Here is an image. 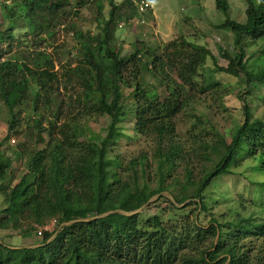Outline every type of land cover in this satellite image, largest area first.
I'll return each instance as SVG.
<instances>
[{"label":"trees","instance_id":"trees-1","mask_svg":"<svg viewBox=\"0 0 264 264\" xmlns=\"http://www.w3.org/2000/svg\"><path fill=\"white\" fill-rule=\"evenodd\" d=\"M140 1L122 0L117 5L108 0V15L97 16L100 23L95 33L69 24L78 57L63 76L77 83L81 89L77 98L94 114L108 117L107 133L101 139L90 135L82 141L84 129L73 122L71 135L52 143L53 129L64 113V101L52 87L59 80L54 60L40 50L7 58L0 54V103L7 114V133L0 141V193L5 199L0 230H21L26 225L23 233L38 234L50 219L56 222L51 231L41 228L40 241L30 245H9L0 237V264H264V119L253 116L243 97V93L253 97L258 87H264V43L254 60L246 50L249 42L264 41V0H243V21L231 18L228 0H214L222 15L214 28L228 31L232 37L231 47L217 48L219 56L227 60L226 67L216 65L215 69L242 80L244 91H239L238 98L243 122L228 138L218 133L212 144H203L208 155L205 151V161L195 175L176 139L175 117L194 109L196 92H214L222 85L210 76L200 81L198 70L212 54L205 45L188 41L182 32L162 48L137 42L130 53L119 51L115 44L119 21L127 22L151 10H138ZM90 2L77 0L76 4L83 8ZM67 5L68 0H5L1 9L7 24L2 28L0 22V44L21 34L15 14L24 22V32L33 41L43 42L40 37L53 34ZM96 7L101 13L103 6L97 3ZM124 88L130 89L128 96ZM128 98L130 107L125 105ZM127 112L133 113L136 135L156 140V186L150 185L140 161L131 160L124 167L112 154L117 139L125 136L121 123ZM13 134L23 135L13 151L15 158L26 153L27 136L33 135L35 142L27 151V170L6 187L1 183L14 160L2 147ZM180 160L182 178L176 171ZM245 165L248 169L243 172L263 178L256 181L252 174L239 173L256 186L257 203H250L254 210L248 211L251 207L236 199L233 202L238 208L229 206L219 217L210 215L209 229L201 225L200 213L209 209L208 189L216 185L218 176L235 175L233 170ZM122 194L130 204L126 211L132 213L114 221L101 219L118 209ZM153 196H157L154 204L168 203L161 209L170 214L168 221L158 214L142 220L139 212H133L140 198ZM191 205L199 213L190 218L185 210ZM255 241H260L259 246Z\"/></svg>","mask_w":264,"mask_h":264},{"label":"rangeland","instance_id":"rangeland-1","mask_svg":"<svg viewBox=\"0 0 264 264\" xmlns=\"http://www.w3.org/2000/svg\"><path fill=\"white\" fill-rule=\"evenodd\" d=\"M4 1L0 0V22L2 28L7 24V20L2 16L1 9V3ZM121 1L114 0L117 5ZM228 1L231 7V18L243 21V0ZM6 3H9V1ZM76 3L77 0H68L65 13L63 18H61L62 22L55 25L51 36L44 35L40 37L44 39L43 42L33 41L32 35L24 32L26 31L23 29L25 27L24 22L15 14V23L18 26L17 28L21 29V34L15 33L14 39H9L6 43L0 44V54L5 58L17 52L30 54L33 51L40 50L50 54L54 60V71L57 72L59 80L55 81L52 87H54L53 90H56L54 92L57 96L64 101V113L62 114V119L57 123V127L53 129L52 143L65 140L66 137H69L72 133L73 122H77L84 129V133L80 134L82 141H84L86 136L90 135L95 140L101 139L107 133L108 117L94 114L91 107L81 101V98H77L81 93L80 87L73 80L64 77L63 73L65 68H68V65L71 67L76 65L78 57L75 51L77 48L76 41L72 36L73 31L69 24H72L77 30L95 33L100 23V17L97 16L107 17L110 6L108 0H92V2L83 8L77 7ZM97 3L103 6L99 14L96 11ZM121 11H125V9L121 8ZM186 18L187 21H185ZM221 20L222 15L215 8L214 0H153L151 10L127 22L124 20L119 21L120 27L115 32V44L123 54L130 53L134 48L133 45L137 42L162 48L165 44L177 38L181 32L185 34V38L188 41L205 45L210 50L213 58L208 57L200 70H198L200 73L199 79L200 81H204L205 78L210 76L219 81L222 86L218 87V90L214 92H196L193 104L194 109L183 110L175 117L176 139L183 145L185 160L194 166V175L200 170L205 161L203 158L204 152L206 151L205 154H207L208 151L201 148L203 144L206 142L212 144L218 133L226 135L228 138L235 126L243 122L242 102L238 98L239 91H244L242 80L223 72H218L215 69L216 65L220 67H226L227 65V60L218 54V46L220 45L225 48L226 45L230 46L232 44L230 32L214 28V24L219 23ZM19 37L21 38L20 42L17 41ZM25 39H27V42H23ZM245 41V43L249 42L247 39ZM263 43V40H256L246 45L247 56L252 57L251 60L257 58L259 49ZM147 79L151 80L149 77ZM257 89L253 92V97L243 93L244 102L246 101L245 103L254 117L264 119V87H258ZM123 91L125 96H128L130 93V89L128 88H124ZM131 104V99H126V107H130ZM27 120L28 118L26 117ZM6 122V110L0 103V141L7 133ZM134 123L133 113L127 112L126 119L121 123L125 136L121 135L117 139L112 154L119 157L124 167L131 160L140 161L139 167L143 166L146 169L150 177V185L156 186L153 160V151L157 145L156 140L149 136L136 135L133 131ZM43 126H46V124L43 123ZM117 131L120 132L121 129L117 128ZM131 136L132 138H130ZM22 140L23 135L13 134L3 144L2 150L14 162L8 176L1 183L2 186H12L27 170V151L34 148L35 138H33V135L27 136L25 141L26 153H23L19 158H15L13 151ZM161 166L162 163L158 165V167ZM247 169L248 167L245 165L234 169L235 175H220L217 180L215 179L216 185L210 187L205 195L209 209L200 213L199 219L201 225L209 229L212 226L209 224L210 215L219 217L227 211L226 209L229 206H232L233 209L238 208L237 202H233L236 199H243L245 205L251 207L247 208L248 211L254 210V206L252 207L250 203H257L258 194L256 186L251 184L248 179H244L245 177L243 178L239 175V173ZM176 171L182 178L184 171L181 160ZM243 173H246V175L252 174L251 177H255L256 181H258V178H261L259 174L251 171L250 173ZM163 194L172 199L167 192ZM189 194L192 195L191 190ZM156 198L157 196L140 198L138 202L134 203L136 209L133 212H139L142 220H148L158 214L163 220L168 221L170 214L166 211H161L162 208L167 207L168 203L163 201L155 204L152 203ZM129 206L126 194H122L119 198L118 209L107 212L101 215L100 218L106 221L119 219L123 215L132 213L126 211V208ZM4 207L5 199L0 193V210ZM185 211L189 212L190 218L199 213L194 205L189 206ZM248 211H241V213L246 214ZM233 216L232 213L229 217ZM25 230L26 225L21 230H0V237L5 243L14 246L30 245L40 241V236L36 231L26 234V232L23 233ZM259 244L260 241L254 242L256 246H259ZM262 251L264 253V250Z\"/></svg>","mask_w":264,"mask_h":264},{"label":"built area","instance_id":"built-area-1","mask_svg":"<svg viewBox=\"0 0 264 264\" xmlns=\"http://www.w3.org/2000/svg\"><path fill=\"white\" fill-rule=\"evenodd\" d=\"M152 5L153 4H152L151 0H141L139 3H137L138 10H140V11H145V10L151 9ZM55 224H56L55 219L50 220L47 224L40 227V229L38 230V234L41 233V228H42V230H48V231L53 230Z\"/></svg>","mask_w":264,"mask_h":264}]
</instances>
